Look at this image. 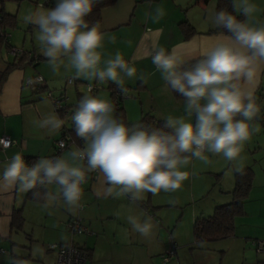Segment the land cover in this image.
Wrapping results in <instances>:
<instances>
[{"label": "crops", "instance_id": "1", "mask_svg": "<svg viewBox=\"0 0 264 264\" xmlns=\"http://www.w3.org/2000/svg\"><path fill=\"white\" fill-rule=\"evenodd\" d=\"M216 1L209 0L206 4L194 5V0H118L102 10L99 24L100 31L104 34V47L100 49L103 53L102 61L120 52L124 60L137 69L136 76L124 77V87L129 89L131 98L124 99L121 107L128 122L135 123L144 114H150L158 120L170 115H185L184 100L176 99L170 89L165 90V81L153 65L149 53L160 47L169 52L175 49L181 59L192 61L211 50L222 35L214 32L216 26L211 20ZM252 2L260 9L256 14L257 18L264 21V0ZM158 6L163 7L165 15L154 22L152 16ZM184 21L194 30V34L188 39L184 38L180 27V23ZM2 31L0 27V33ZM111 37H115V43L111 42ZM14 43L11 37L10 43L4 45L0 38V76L7 66L13 64L8 47L14 46ZM23 45L24 38L20 47L32 51L33 55L36 53ZM38 55L39 60L32 65L12 69L4 82L0 95V138L7 136L13 144L7 149H0V174L5 163L17 152L25 160L33 158V162L40 157L51 158L56 152L57 156H66L74 147H79L68 141L62 150L56 145L64 137V128L71 127L72 123L68 126L64 123L52 135H48L46 129L35 126V121L53 110L63 117L54 109L50 100L40 97L34 88L25 84L27 77L39 74L45 80L44 90L63 96L64 99L67 97L68 101L72 96L74 101L67 103L66 107L75 104L76 95L83 94L80 88L84 86L86 89L87 85H94L96 95L99 89L106 90L111 100L107 86L116 85L111 81L100 83L83 77L75 78L74 69L65 70L61 67L58 72H53L47 59L42 54ZM141 74H144L146 81L140 79ZM68 79L74 85L72 91L67 90ZM59 86L60 89L57 88ZM261 90H264V71L260 85L255 90V96L260 98L259 102L264 98ZM260 116H264V112ZM189 166L190 171H193L195 160ZM246 167L253 170L254 180L249 198L244 203V216L235 220L234 236L209 243L194 242L192 227L196 218L207 217L216 206L230 202L234 173ZM209 185L210 182L199 190L197 186L194 188L191 181L189 196L192 205L183 211L164 209L177 207L176 200L161 203L155 195L145 193L141 201L149 202L150 210L146 211L138 205V201L131 202L127 196L105 197L103 176L98 173L96 178L87 179L81 185L83 196L80 203L84 208L75 214L66 210L58 185H49L44 189L50 194L44 203L27 201L29 191L24 192L19 187L0 186V264H11L13 255L27 258L24 264H57L55 253L48 250L47 245L64 244L70 240L87 252L85 264H217V259L210 255L216 249L224 253L219 258L221 264L227 261L229 254L226 253L237 251L241 253L245 264H264V257L258 259L252 255L253 241L264 240V159L251 156L240 160L237 164H232L228 171L225 170L217 187L210 191ZM98 192L100 195H97ZM51 196L59 198L58 204L51 201ZM195 199H201L198 205L193 204ZM46 203L49 205L47 209L44 207ZM17 209H22L24 225L22 231L14 232L11 230V217ZM141 210L153 218L155 225L147 237L134 231L127 221L129 215H138ZM76 215L81 217L83 225L92 232L91 235L71 237L65 224ZM171 248L175 251L174 257L163 263L162 257ZM189 249V255L193 259L191 263L184 259ZM211 260L214 263H210Z\"/></svg>", "mask_w": 264, "mask_h": 264}, {"label": "clouds", "instance_id": "2", "mask_svg": "<svg viewBox=\"0 0 264 264\" xmlns=\"http://www.w3.org/2000/svg\"><path fill=\"white\" fill-rule=\"evenodd\" d=\"M96 2L56 0L54 8L40 5L29 11L24 21L38 29L41 54L53 72L61 67L74 69L75 78L111 81L125 94L124 77L136 76L137 69L120 52L102 61L104 34L98 22L90 24L86 19ZM232 8L244 19L225 9L214 10L212 22L227 34L223 31L211 50L194 62L181 59L175 49L169 52L160 47L149 53L165 81V90L183 98L184 116L162 118L161 128L143 123L127 125L115 115L112 100L85 94L67 118L83 146L74 147L66 156L40 157L31 164L17 152L5 163L0 186L32 191L33 198L40 199L34 189L58 185L66 210L75 214L81 207V185L88 173L103 176L105 197L127 196L137 202L145 193L179 190L189 176L182 169L192 158L209 163L206 153H210L230 163L240 161L245 143L261 131L256 123L261 107L255 90L264 71V21L257 18L260 9L252 0H232ZM164 15L163 7L158 6L152 19L158 22ZM110 39L115 43V37ZM140 79L146 81L144 74ZM91 91L90 86L88 93ZM64 123L54 110L34 122L48 135L57 133ZM0 145L7 149L11 141L0 139ZM50 198L58 204L57 196ZM48 206L44 205L46 209ZM127 221L145 237L155 227L153 218L142 210L129 215Z\"/></svg>", "mask_w": 264, "mask_h": 264}, {"label": "trees", "instance_id": "3", "mask_svg": "<svg viewBox=\"0 0 264 264\" xmlns=\"http://www.w3.org/2000/svg\"><path fill=\"white\" fill-rule=\"evenodd\" d=\"M118 0H98V2L94 3L93 10L89 14L86 19L91 23L98 22L100 24L102 19V10L106 7H110L114 5ZM150 1V0H149ZM209 0H194V5L196 4H206ZM3 3V0H0V27L3 30L0 33V38H2V35L5 34L4 29L7 27H14L16 25L15 16H12L11 14H5L3 12V9L1 8V4ZM51 2L47 6H51ZM221 9H225L228 12H231L234 15H237L232 8V0H217L216 1V7L215 10L219 11ZM237 19L243 20L244 17L242 15H237ZM180 27L183 33V36L185 39H188L190 36L194 34L193 28L186 22L180 23ZM226 30L223 29H216L214 32L221 33ZM227 34V33H226ZM8 43V41H7ZM23 59L19 60L18 64H11L7 66V68L4 70V72L0 76V95L2 93V89L4 86V82L7 78V75L9 72L17 67H20L23 64ZM194 62V60L189 61ZM44 80V79H43ZM45 82V80H44ZM107 89L110 91L111 100L115 103L117 111L115 115L123 119L125 124L132 125L137 123H143L145 125H148L150 127L154 128H161L163 126L164 121L158 120L154 118L150 114H144L142 117L135 123H130L127 120L126 113L124 109L121 107V103L123 102V98L121 97L120 89L113 84H109L107 86ZM126 89V92H130L129 89ZM36 93L40 94L42 90H44V83L42 86L38 89H34ZM172 92V91H171ZM90 95H96L94 91L91 93H87ZM174 97L178 100H183L182 97H180L178 94L172 92ZM85 94L77 93L76 95V102L73 106L66 107L65 110L69 111L71 114L73 110L75 109V106L77 105L79 99ZM63 97V96H60ZM260 98L257 99V102ZM264 112V111H262ZM61 113V112H60ZM261 115V113H260ZM257 120L260 121L262 126H264V116H260ZM72 123V122H71ZM166 131H169L168 129H165ZM62 138L65 139L68 142H72L76 144L77 146L81 147L83 142L79 140L74 132L73 124L69 128H64ZM33 158L26 159V162L31 164ZM31 162V163H30ZM219 177V176H218ZM254 180V172L251 168L246 167L243 169H240L234 173V188L230 192L231 200L230 202L226 204L218 205L214 208L211 215L207 217H198L193 223L192 227V235L193 240L196 243H209L214 241H220L227 238H231L235 234V220L238 217L244 216V203L249 198L250 192L252 190ZM34 191H37L40 193L41 198L40 199H34L32 195V191H29L26 200L37 202V203H44L45 202V192H48L47 190H44L43 188H40L39 186L37 189H34ZM138 205H140L144 210L149 211L150 210V204L148 201H138ZM24 225V218L22 215V209L14 210L11 217V230L14 232H19L23 230ZM28 249V248H26ZM27 258H23L20 256L13 255L11 258V264L13 260L17 262V264H24V260Z\"/></svg>", "mask_w": 264, "mask_h": 264}, {"label": "rangeland", "instance_id": "4", "mask_svg": "<svg viewBox=\"0 0 264 264\" xmlns=\"http://www.w3.org/2000/svg\"><path fill=\"white\" fill-rule=\"evenodd\" d=\"M49 1L52 3L51 6L43 5L45 3V0H3V3L1 4V8L3 9V12L5 14H11L12 16H15L16 25L14 27H7L4 30H5V35H7L6 38H7L9 43L11 41V37H12L13 43H14V40H16L15 41L16 44L15 43L13 44L16 47L9 46L8 49L10 47H13L14 49L19 50L23 53V55L21 57H18L17 59H15L11 54H9V55H11V57H13V61H12L13 64H15V63L18 64L20 59L24 60L23 64L20 67H18L20 69H22L25 66L32 65L33 62L39 60L37 56H39L38 53L41 54L39 41L36 38L38 35V29L35 28L32 24L26 23L24 21V16L29 11L37 10L40 5H43L44 8H46V9L47 8H54L55 4H56V0H49ZM23 38L25 39V45H23V46H25V48H27V49L30 48L31 50H34L36 52L35 53L36 55L35 54L33 55L32 51H28V50L24 49L23 47L22 48L20 47L22 42H23ZM2 42L4 45L7 44V42H5L3 38H2ZM34 76H41V75L35 74V75L29 76L27 78L34 77ZM59 78H60V76L58 77V80H59ZM66 86H68L67 90H69V91H72V88L74 87V85L67 84V80H66ZM90 86L91 85H87L86 89L84 86V87L80 88V91H82L84 94V93L88 92V87H90ZM60 87L61 86H59L57 88L60 89ZM92 87H95V86L92 85ZM261 91H262L261 94H264V90H261ZM49 92L50 91H48V90H42L41 93L39 94V96L42 98H46V95ZM51 94L54 95L55 93L52 92ZM98 96H100L102 98L109 99V93L104 89L98 90ZM54 97L59 98L60 96L58 94H55ZM66 100H67V97L64 101H62L60 103V106H64L67 103L73 102L74 98L71 96V100H69V101L68 100L66 101ZM257 103L261 107V112L264 111V98H262L260 100V102L258 100ZM62 117L65 120V125L68 126L71 123V121L69 119H67L69 117V115L62 114ZM192 119L194 122V117ZM256 123L260 127L261 131L258 134H254L252 136V138L248 142L245 143L243 152L241 154V156H242L241 160L249 159V157H251V156H254V157L260 156L262 159H264V126H262V124L260 123L259 120H257ZM206 155H208V157H209V161H210L209 163H204L198 159L192 158V160H195V169L193 171H190V166H188L186 169H182V170L188 171L189 176H188V179L182 183L181 188L179 190H177L176 192L161 191L158 195H155L156 199L159 200V202H161V203L162 202L163 203L175 202L174 200H176V202L178 203L177 207H166L164 209H167V211H172L174 209H178L180 211L187 210L188 207H191V205H192L191 200H190V196H189V193H190L189 186H190L191 181H192V183H194V188H195V186H197V187H199V190L204 185L206 186V183L210 182V185L208 188L211 191V189L213 190V188H215V186L217 187L218 182L222 178L225 170L228 171V169L231 168L232 164L238 163V161L230 163V162L226 161L222 156H216V155H212L210 153H206ZM190 173H191V175H190ZM200 201H201V199L200 200L195 199L193 204L198 205L200 203ZM50 245H47L48 250H49ZM190 249L187 250L186 253H188V254L184 257V259L189 261V263H191L193 260L191 258V256L189 255V254H191ZM222 250H224V249H222ZM223 254H224L223 251H220L219 249H216L215 251H211V253H210V255H213L215 257V260L217 259V261H216L217 264H221L219 261V258H221V256ZM226 255H228V257H227V261H225V264H243V263L245 264V261H243V257L241 255V253H239L238 251L237 252H229V253H226ZM252 255L258 259L260 257H264V254H258L255 252L254 249H252ZM209 262L214 263V261H212V260ZM246 262H248V261H246Z\"/></svg>", "mask_w": 264, "mask_h": 264}, {"label": "built area", "instance_id": "5", "mask_svg": "<svg viewBox=\"0 0 264 264\" xmlns=\"http://www.w3.org/2000/svg\"><path fill=\"white\" fill-rule=\"evenodd\" d=\"M49 3H50L49 0H45V3L43 5L47 6ZM6 37H7V35H5V34L2 35V38L4 39L5 42L8 41ZM8 53L11 54L15 59H17L18 57H21L23 55V53L21 51L16 50L13 47H10L8 49ZM71 82H72L71 79L67 80L68 84H70ZM43 83H44V80L41 76H34V77L27 78L25 80V84L34 88V89L40 88ZM91 88H92V91L95 90V87L91 86ZM120 95L123 99L131 98L130 92H125V94L120 93ZM46 99H48L52 102L54 109L56 111L61 112L64 115L71 116V113L69 111H68L69 112L68 113L67 110H65L66 109L65 106H60V103L65 100L64 97L55 98L49 92L46 95ZM0 139L10 140L11 145L13 144V141L7 136H3ZM65 139H67V138H62L61 140L57 141L56 145H57L59 150H62L66 147L67 141ZM0 149L4 150L5 148L2 145H0ZM57 155H58V152H56V154L53 157H55ZM97 175H98V173H88L86 176V180L87 179L93 180L94 178H96ZM83 208H84V206L81 204V207L77 210V212L78 213L81 212L83 210ZM65 226H66V230L71 235V237H73L75 235H91V233H92L87 227H85L83 225L82 219L79 215H76V216L70 218L66 222ZM253 248L256 251V253L264 254V240L253 241ZM49 250L52 251L53 253H55L57 264H85L87 261V258H88L87 252L85 250L81 249L80 247H78L72 240H70L69 242L64 243V244H51L49 246ZM174 255H175V251L173 248H171L162 257L163 263H166L169 260H171L174 257Z\"/></svg>", "mask_w": 264, "mask_h": 264}]
</instances>
